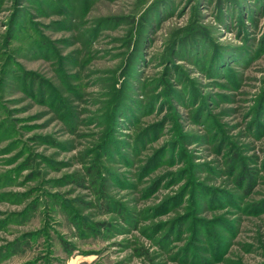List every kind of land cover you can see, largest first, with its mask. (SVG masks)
<instances>
[{"label": "rangeland", "instance_id": "obj_1", "mask_svg": "<svg viewBox=\"0 0 264 264\" xmlns=\"http://www.w3.org/2000/svg\"><path fill=\"white\" fill-rule=\"evenodd\" d=\"M0 264H264V0H0Z\"/></svg>", "mask_w": 264, "mask_h": 264}]
</instances>
